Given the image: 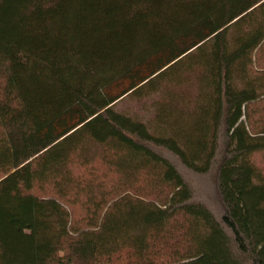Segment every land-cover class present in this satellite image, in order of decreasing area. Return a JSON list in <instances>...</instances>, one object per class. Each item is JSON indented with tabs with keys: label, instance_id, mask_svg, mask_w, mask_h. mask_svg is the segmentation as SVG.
Wrapping results in <instances>:
<instances>
[{
	"label": "trees",
	"instance_id": "16d2710c",
	"mask_svg": "<svg viewBox=\"0 0 264 264\" xmlns=\"http://www.w3.org/2000/svg\"><path fill=\"white\" fill-rule=\"evenodd\" d=\"M259 155L264 0H0V264H264Z\"/></svg>",
	"mask_w": 264,
	"mask_h": 264
},
{
	"label": "rangeland",
	"instance_id": "374dc122",
	"mask_svg": "<svg viewBox=\"0 0 264 264\" xmlns=\"http://www.w3.org/2000/svg\"><path fill=\"white\" fill-rule=\"evenodd\" d=\"M159 99V95H155L151 98L137 100L131 97H126L115 106V110L128 115L130 117L136 118L144 123L149 124L154 117L153 104ZM256 162L264 167V155H259L256 157ZM195 183L203 184V181L196 180ZM206 185V184H205ZM214 199L212 198V202Z\"/></svg>",
	"mask_w": 264,
	"mask_h": 264
}]
</instances>
